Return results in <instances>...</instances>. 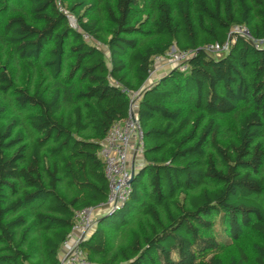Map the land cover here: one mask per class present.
Instances as JSON below:
<instances>
[{
	"label": "trees",
	"instance_id": "trees-1",
	"mask_svg": "<svg viewBox=\"0 0 264 264\" xmlns=\"http://www.w3.org/2000/svg\"><path fill=\"white\" fill-rule=\"evenodd\" d=\"M143 3L142 18L139 0H106L101 22L97 0H26L0 19L2 46L46 78L0 68V264H59L75 210L106 201L101 141L133 94L142 160L81 243L89 261L264 264V0ZM173 45L187 69L149 82Z\"/></svg>",
	"mask_w": 264,
	"mask_h": 264
},
{
	"label": "built area",
	"instance_id": "built-area-1",
	"mask_svg": "<svg viewBox=\"0 0 264 264\" xmlns=\"http://www.w3.org/2000/svg\"><path fill=\"white\" fill-rule=\"evenodd\" d=\"M206 48L212 53L219 54L226 45L220 47L214 44ZM188 56L189 52L177 50L175 57H178L181 62L180 66H176L179 70L187 69ZM135 100V94H133L127 116L114 121L101 141L98 154L103 161L104 175L109 187L106 201L101 205L106 207V211H111L124 201L136 166L131 167L128 159L142 152L143 135L135 114ZM94 211L96 208L75 210L73 223L61 244L59 264H92L81 243L89 237L95 226L98 216L94 214Z\"/></svg>",
	"mask_w": 264,
	"mask_h": 264
},
{
	"label": "rangeland",
	"instance_id": "rangeland-1",
	"mask_svg": "<svg viewBox=\"0 0 264 264\" xmlns=\"http://www.w3.org/2000/svg\"><path fill=\"white\" fill-rule=\"evenodd\" d=\"M106 0H97V9L91 13V15H89L92 18H97L99 19L101 22H104V13H103V3ZM143 7H144V3L143 0H139V4L135 7V11L137 13V15H141V17L143 18L144 15L143 13ZM10 11L8 10H3L0 8V19L3 17V15L5 13H23L26 12L27 9V4H26V0H12L11 1V9L10 7L8 8ZM69 21L71 26L76 27V23L75 20L73 18V16L69 15ZM232 31H237V32H241L243 34H247L245 32L244 29H240L237 27H233ZM177 53V49L176 47L173 45L170 47V49L165 53L164 56H158L155 57L153 59V63H152V70L150 72V78L152 79V82L157 80L159 78V76L157 75L158 73H160L161 71H165V70H169L173 67L176 66H180L181 62L179 61L178 57H175V54ZM215 55H218L216 53H214ZM4 68L6 69L11 76L13 77L15 83L17 86L19 87H26L29 85H35L38 82H41L42 85L44 86L46 83V78H45V74L42 71V69H40L39 67H37L35 73H32L31 70L26 66V63H24L23 61H19L17 59H13L12 56L10 55L9 50L5 49L4 46H2L1 42H0V68ZM162 73V72H161ZM225 128L229 129V134L231 136H234L235 131H234V127L232 125V123L227 122L225 125ZM226 141L225 139H223V142ZM95 215L99 216L98 213H100V211H94ZM95 227V226H94ZM94 229V228H93ZM217 232L221 233L219 231L218 228ZM250 241L249 237H246V239H244V243L245 244H249L248 242ZM61 248V246H60ZM59 248V255L61 253V250ZM213 254H216L218 256H223L224 255V249H220L217 251V253L214 251H210L207 252L206 255H204V259H206L208 256H211Z\"/></svg>",
	"mask_w": 264,
	"mask_h": 264
},
{
	"label": "crops",
	"instance_id": "crops-1",
	"mask_svg": "<svg viewBox=\"0 0 264 264\" xmlns=\"http://www.w3.org/2000/svg\"><path fill=\"white\" fill-rule=\"evenodd\" d=\"M168 70H165V71H161L160 73H158L157 75L160 77V76H162L163 74H165L166 72H167ZM152 81V79L151 78H149V82H151ZM141 160H142V158H141V154H136L135 156L133 155L132 157L130 156L129 157V159H128V162H129V164H130V166L131 167H134L135 165H137L136 163H141ZM102 208V209H101ZM100 209L98 208L97 209V211H100V213L104 210V209H106L105 207L103 208V207H101ZM99 214V213H98ZM60 250H62L61 248H60Z\"/></svg>",
	"mask_w": 264,
	"mask_h": 264
},
{
	"label": "water",
	"instance_id": "water-1",
	"mask_svg": "<svg viewBox=\"0 0 264 264\" xmlns=\"http://www.w3.org/2000/svg\"><path fill=\"white\" fill-rule=\"evenodd\" d=\"M107 212V211H106ZM96 221H98V218H97V220Z\"/></svg>",
	"mask_w": 264,
	"mask_h": 264
}]
</instances>
